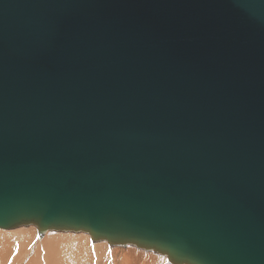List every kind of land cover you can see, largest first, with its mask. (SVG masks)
<instances>
[{
    "label": "water",
    "instance_id": "95a60500",
    "mask_svg": "<svg viewBox=\"0 0 264 264\" xmlns=\"http://www.w3.org/2000/svg\"><path fill=\"white\" fill-rule=\"evenodd\" d=\"M264 264V0H0V226Z\"/></svg>",
    "mask_w": 264,
    "mask_h": 264
},
{
    "label": "bare ground",
    "instance_id": "6f19581e",
    "mask_svg": "<svg viewBox=\"0 0 264 264\" xmlns=\"http://www.w3.org/2000/svg\"><path fill=\"white\" fill-rule=\"evenodd\" d=\"M30 228L28 224L20 226L17 222L1 227L0 238L4 243L0 251V264H88L89 261V264H140L137 262L139 258L142 262H151L147 250L140 243L134 252L128 247V240L107 237L102 249L105 255L100 257L95 244L101 234L93 235L86 229L68 226L42 227L41 232H38L37 226ZM3 232L7 234L2 235ZM84 238L92 245L91 259L89 251L80 248Z\"/></svg>",
    "mask_w": 264,
    "mask_h": 264
},
{
    "label": "rangeland",
    "instance_id": "374dc122",
    "mask_svg": "<svg viewBox=\"0 0 264 264\" xmlns=\"http://www.w3.org/2000/svg\"><path fill=\"white\" fill-rule=\"evenodd\" d=\"M20 226L22 225H27L28 224V227L29 229L30 226H37L38 227V232H41L42 231V227L40 225H37L39 223H36L34 221H25V222H17ZM27 223V224H26ZM2 226H0V235H1V229ZM50 228V227H49ZM107 241V237L105 235H102L99 237L98 239V242L95 244V249L97 250L98 254L100 255V257H103L105 255V253H102V249H103V243ZM128 247L132 248L133 251H137V247H138V243L135 242V241H132V240H128V243H127ZM143 247V249L149 254V257L151 258V262L149 263V261H144L142 262L141 261V258H139L137 260L138 263L140 264H193L191 263L190 261H187V260H178L176 257L170 255L167 251L165 250H162L160 249L159 247L155 246V245H152V246H147L145 244H142L141 245ZM85 249V250H88L89 251V257L90 259L92 258V245L91 243L88 241L87 238H84L82 244L80 245V248ZM108 253H109V246H108V249H107ZM174 259L171 263V259ZM90 263V261H89ZM88 263V264H89Z\"/></svg>",
    "mask_w": 264,
    "mask_h": 264
},
{
    "label": "crops",
    "instance_id": "0c3cea01",
    "mask_svg": "<svg viewBox=\"0 0 264 264\" xmlns=\"http://www.w3.org/2000/svg\"><path fill=\"white\" fill-rule=\"evenodd\" d=\"M74 231H75V230H74ZM75 232H78V231H75ZM3 234H7V232H5V233L3 232L2 235H3ZM3 243H4V241L0 238V251L3 249V248H2ZM21 258H22V256L20 257V259H21Z\"/></svg>",
    "mask_w": 264,
    "mask_h": 264
}]
</instances>
